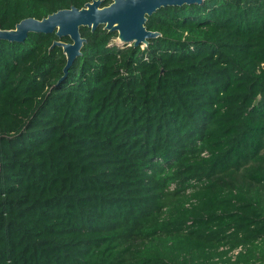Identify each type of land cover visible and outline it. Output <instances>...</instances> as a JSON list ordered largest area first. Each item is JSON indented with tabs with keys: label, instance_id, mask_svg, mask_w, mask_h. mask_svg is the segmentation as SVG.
<instances>
[{
	"label": "trees",
	"instance_id": "1",
	"mask_svg": "<svg viewBox=\"0 0 264 264\" xmlns=\"http://www.w3.org/2000/svg\"><path fill=\"white\" fill-rule=\"evenodd\" d=\"M93 1L0 0V29ZM146 28H81L61 83L69 38L0 41V264H264V0Z\"/></svg>",
	"mask_w": 264,
	"mask_h": 264
},
{
	"label": "water",
	"instance_id": "2",
	"mask_svg": "<svg viewBox=\"0 0 264 264\" xmlns=\"http://www.w3.org/2000/svg\"><path fill=\"white\" fill-rule=\"evenodd\" d=\"M206 0H114L108 7H102V1L89 3L83 9L73 7L61 10L39 21L26 19L19 23L14 30L0 29V41L24 43L30 34H56L59 39L69 38L71 43L55 42L54 47L63 49L67 58L64 68L63 82L74 62L82 56V48L86 43L81 35V28L87 27L95 32L99 27L110 33H118L119 40L127 47L145 48L149 40L161 36L160 33L150 32L146 28L147 17L158 10L167 7H183L185 5L201 6Z\"/></svg>",
	"mask_w": 264,
	"mask_h": 264
},
{
	"label": "rangeland",
	"instance_id": "3",
	"mask_svg": "<svg viewBox=\"0 0 264 264\" xmlns=\"http://www.w3.org/2000/svg\"><path fill=\"white\" fill-rule=\"evenodd\" d=\"M114 44H115V45H118V46H120V47H125V46L121 43V41L119 40V38H117V39L114 41ZM126 47H127V46H126ZM142 48H145V45H143Z\"/></svg>",
	"mask_w": 264,
	"mask_h": 264
},
{
	"label": "built area",
	"instance_id": "4",
	"mask_svg": "<svg viewBox=\"0 0 264 264\" xmlns=\"http://www.w3.org/2000/svg\"><path fill=\"white\" fill-rule=\"evenodd\" d=\"M239 251H241V249H239L238 251H236L234 254H235V255L238 254Z\"/></svg>",
	"mask_w": 264,
	"mask_h": 264
},
{
	"label": "bare ground",
	"instance_id": "5",
	"mask_svg": "<svg viewBox=\"0 0 264 264\" xmlns=\"http://www.w3.org/2000/svg\"><path fill=\"white\" fill-rule=\"evenodd\" d=\"M121 41V40H120ZM122 42V41H121Z\"/></svg>",
	"mask_w": 264,
	"mask_h": 264
}]
</instances>
